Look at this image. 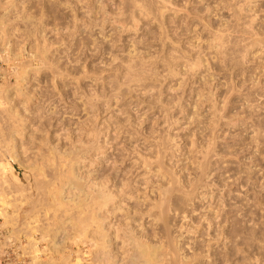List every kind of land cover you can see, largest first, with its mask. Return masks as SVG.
Masks as SVG:
<instances>
[{"label":"rangeland","instance_id":"374dc122","mask_svg":"<svg viewBox=\"0 0 264 264\" xmlns=\"http://www.w3.org/2000/svg\"><path fill=\"white\" fill-rule=\"evenodd\" d=\"M143 6L149 9L141 13L139 9ZM215 33L220 35L219 37L228 38L225 41L226 50L224 49L222 55L211 48L213 44L211 40L214 39ZM245 37L251 41L244 39L246 40L244 42L242 38ZM254 39L262 41L261 48H257L258 52L256 48L253 50L250 48L251 55L248 53L245 56V52L241 53L242 47L245 51ZM248 41L250 43L247 45ZM242 43L246 47L242 46ZM263 43L264 0H0V110L3 111L0 113V125L3 129L0 163L3 162V168L8 167V173L4 178L6 176L10 184L15 185V189L12 190L13 185L10 187L2 176L4 187L7 185L8 190L12 191L6 194L5 188L3 192V195L6 194L3 201L11 198L8 201L12 204L7 200V203H3L6 211L8 210L6 212L8 228H18V224L15 223V219H18L23 234L28 237L32 232L35 237L31 239L34 241L32 243H36L39 250L44 252L47 250L44 248L48 247L45 240H54L55 233L52 230L49 235H54L46 238L43 236V230L45 228L48 230L52 223L63 229L67 227L69 235L66 239V248L59 259L57 258V263L95 262V255L101 250L95 236L90 233L83 235L81 232H73L69 223L62 226V221L68 218H58L61 219L59 222L50 219L47 226L41 223L46 222L43 216L38 214L42 220L36 216L37 213L44 211L43 205L44 209L47 207L46 201L42 206L37 202L41 195L44 196L42 185L44 188L50 185L47 182L51 179V172L47 169L49 177H43L46 179L45 184H41L44 179L40 182L43 174H39L41 178L37 177L39 175H33L34 171L38 173L37 164L42 165L36 150L45 151L47 139L56 136L65 139L66 144V141L79 139L82 142L84 140L89 142L93 137L92 140L101 146L105 145L104 141L107 139L113 149L104 146L106 150L99 149L92 153L93 155H88L90 157L81 172L87 171L94 173L93 175L99 173V176L105 177L109 172L113 176L124 170V174L121 172L123 177L115 175L120 176L118 177L120 182L128 179L129 183L134 184L132 189V192H135L134 196L143 190L138 194L139 198L137 195L136 200L132 201L133 203L127 202V205L130 204L129 208L127 205L126 209L124 208L125 211L129 210L127 214L124 215V211L120 214L118 212L119 216L116 218L108 217L105 221L107 226L114 224L117 219L116 223L121 224L122 228L124 227L122 223L128 219L136 231H140L137 226L142 224L141 228L143 227L145 234H148L150 239L153 235L162 240L164 245L170 246L168 250H176L175 244L179 242L180 244L177 243L179 246L186 247H182L185 255L190 254L189 250H194L195 254L199 251V255L204 251L203 254L206 255L202 254L201 257L207 256L206 251L213 256L203 257L202 260L196 258L198 261L194 258L193 262V259L190 260L192 263H186L173 254L164 258L170 264H174L173 259L176 261L175 264H226L225 261H229V264H264ZM239 45L242 47L238 48ZM129 54L131 57L133 55L138 57L136 59L138 65L134 66L140 82L126 83L125 68L130 62ZM198 57L202 60L203 66L194 72L195 76H192L194 75L192 72L189 75L188 70L190 71L192 66L189 67L188 63L187 67L186 64L195 62L194 58ZM138 60L144 61V64ZM22 79L24 81H21ZM123 82L127 85L123 86ZM7 108H13V112L17 111L19 114L16 115L20 118L15 114L16 117L9 116L11 113L9 114ZM52 111H55V114ZM36 114H39V117ZM49 114L55 116L50 117ZM57 120H61L60 123ZM11 127L17 131L15 143H19L18 149L20 152H27L25 154L22 152V155H25L23 159L25 158V162L31 159L30 163L35 165V170L34 168L27 170L14 163L12 156L9 157L10 153L5 151V139ZM121 127L122 131L119 130ZM60 129H63V132ZM65 132L66 134H63ZM72 132L74 133L71 134ZM117 132H120L119 135ZM79 134L82 139L78 138ZM43 137L49 138L44 140ZM7 139V142L11 140L9 137ZM153 143H158L155 144L157 147ZM43 145L44 148L41 147ZM136 146L137 151L133 150ZM204 146H210V150L205 159H201L203 156L199 151ZM153 147L160 155L163 149L162 155L165 158L161 155L162 158L158 159V162L157 158H152L153 164H150L152 171L149 173L148 169L134 166L132 163L134 160H131L134 152L136 151L135 156L141 150L147 154L150 150L153 154L155 153ZM5 152L6 155H3ZM121 152H127L120 155V160L123 156L126 164L124 162V166L119 169L121 163L117 159ZM95 154L109 162V159L112 161L114 158L111 164L116 158L114 163H119L118 168L94 161L92 156L96 157ZM26 156L29 158L27 161ZM34 157H37V160ZM32 159L40 162L35 163ZM89 160L93 161L90 163ZM200 161L203 165L201 167ZM107 166L111 168L107 169ZM10 169L15 176L11 175V179ZM115 169L120 170H117L119 173ZM102 171H107L103 173L105 176L100 174ZM35 177L39 184L32 181ZM165 177L169 178L165 180ZM15 179L21 180L19 184L13 182ZM177 180L176 187L174 182ZM161 181L163 184L164 181L166 183L170 181L174 188L169 194L170 198L168 196L169 204L165 205L169 209L164 207L170 219L161 221L156 227L152 225L147 214L157 212V209L155 211L152 209L157 199L159 200L157 193L162 185ZM20 183H23V188L25 186V191L22 186L19 187L23 192L16 190V185L19 186ZM34 184L41 188V192L35 190ZM51 189L52 192L55 190ZM186 191H189V195L185 194ZM13 195L17 199L23 198L16 199L19 202L24 201L27 196H30V201L33 199L35 202L37 199L35 203L42 209L38 210V206L33 208V205L31 207L33 202L30 204V201H24L28 204L23 205L24 202H17ZM202 196L204 198H200ZM211 196L214 200L210 199ZM150 197L155 199L151 201L152 204ZM203 199H206V202ZM18 207L23 212L19 211ZM35 208L37 211L33 212ZM134 208H138L136 212ZM141 208L145 209L142 213ZM141 218H144L143 222ZM32 223L34 225H31ZM78 223L76 221L77 226L80 225ZM117 224L116 227L119 226ZM40 225H44L45 228ZM67 225H70V228ZM56 226L50 228L56 229ZM191 226L193 229H189ZM119 236L117 241H113L110 250L118 257H123L126 264H130L128 258L130 247L125 246L124 235ZM112 238L114 239L113 236ZM211 238L212 242L209 241ZM187 244H190V247ZM43 252L42 258L47 260V252ZM159 254L165 256L164 252ZM63 256L66 258L64 261ZM207 259H210V262Z\"/></svg>","mask_w":264,"mask_h":264},{"label":"bare ground","instance_id":"6f19581e","mask_svg":"<svg viewBox=\"0 0 264 264\" xmlns=\"http://www.w3.org/2000/svg\"><path fill=\"white\" fill-rule=\"evenodd\" d=\"M136 2V1H135ZM5 4H7V3H5ZM137 6V5H136ZM148 9H149V7H147V8H144V6H143V8L141 9H139V12H141V13H144V12H146V11H148ZM217 33H215L214 35L215 36H213L214 37V39H212L211 41H212V49H214L215 50V52L217 53V54H220V55H222V53H224L225 52V50H226V46H225V41H227L228 40V38H226L227 36H223L224 38H222V36L221 37H219L218 35H216ZM220 34V33H219ZM226 38V40H224ZM243 40L244 39H246V40H250L249 38H242ZM252 39H253V37H252ZM246 40H244V42L246 41ZM241 42H242V40H240ZM251 41V40H250ZM250 41H248L246 44L248 45L249 43H250ZM243 42V43H244ZM200 43V42H199ZM227 43V42H226ZM242 43V46H244V44ZM245 44V45H246ZM264 44V43H263ZM241 45H239L238 46V48H241L240 47ZM261 46H262V41L261 40H258V39H254V40H252V42L249 44V48L248 47H246V46H244V47H246L245 49V51H243L244 50V48L242 47V49L243 50H241V53H244L245 52V56H247L246 54H248L249 53V49L250 48H252V50L254 49V48H256V51L258 52V49L257 48H261ZM225 49V50H224ZM262 49H264L263 47H262ZM240 50V49H239ZM251 50V49H250ZM224 51V52H223ZM243 51V52H242ZM256 52V53H257ZM260 52V51H259ZM240 53V52H239ZM130 54H131V52H130ZM129 54V55H130ZM250 54V53H249ZM255 54V53H254ZM224 55V54H223ZM251 55V54H250ZM253 55V54H252ZM256 55V54H255ZM134 56V55H133ZM131 57V55H130V62H128L127 64H129V65H127L126 64V68H125V70L127 71V73H126V78H127V84H129V83H133V82H140L141 81V79L139 78V74H137V72H136V70H135V66L136 65H138V63H137V58L138 57ZM136 56H138L137 54H136ZM243 56V55H242ZM197 57V56H196ZM33 58V57H32ZM31 58V59H32ZM38 57H36V59H37ZM40 58V57H39ZM244 58H247V57H244ZM35 59V58H34ZM243 59V58H242ZM39 60V59H38ZM139 60H141V59H139ZM138 60V62H142V64H144V61H139ZM143 60V59H142ZM34 61V60H33ZM37 61V60H36ZM194 61L195 62H187V67H188V63H190L189 64V67L190 66H192V67H190V71L188 70V73H189V75H191V72L194 74V75H192V76H195V71H197V70H199L200 68L199 67H201V66H203V64H202V60L198 57V58H194ZM30 62H31V60H30ZM31 64H33V62H31ZM140 65H142L141 63H139ZM135 65V66H134ZM23 66V65H22ZM125 67V66H124ZM197 67H198V69H197ZM23 68V67H22ZM192 68V69H191ZM21 71H23V70H21ZM27 71V70H26ZM125 71V72H126ZM24 73H25V71H23ZM175 72H176V70H175ZM178 72V71H177ZM173 73H174V71H173ZM172 73V74H173ZM179 73H180V71H179ZM175 74V73H174ZM173 74V75H174ZM178 73H176V75H177ZM196 74H197V72H196ZM180 75H181V73H180ZM21 76H23V75H21ZM20 76V77H21ZM25 76V75H24ZM23 76V77H24ZM191 76V77H192ZM22 77V78H23ZM125 77V76H124ZM61 80V79H60ZM21 81H24L23 79L21 80ZM124 82H125V78H124ZM123 82V86H124V84H126V83H124ZM126 84V85H127ZM56 85V84H55ZM122 86V87H123ZM122 87H120V88H122ZM121 90V89H120ZM117 90H115V92H116ZM212 93V92H211ZM210 93V94H211ZM113 94H114V91H113ZM68 101V100H67ZM92 101V100H91ZM45 102H43V104H44ZM65 103H68V102H65ZM40 104V103H39ZM38 104V105H39ZM41 105V104H40ZM39 105V106H40ZM94 105V104H93ZM92 105V106H93ZM42 107L44 106V105H41ZM96 106V105H95ZM42 107H40V108H42ZM45 107V106H44ZM67 108V107H66ZM91 108H93V107H91ZM95 108V107H94ZM93 108V109H94ZM1 109V108H0ZM8 109V108H7ZM6 109V110H7ZM46 110L48 109V108H45ZM50 109V108H49ZM56 109V108H55ZM64 110H65V108H63ZM67 109H69V108H67ZM4 110V109H3ZM38 110H40V109H38ZM37 110V111H38ZM51 110V109H50ZM49 110V111H50ZM8 111H9V114L11 113V115H9V116H15L16 114H19L17 111L16 112H13L14 111V109L13 108H9L8 109ZM67 111V110H66ZM93 111V110H92ZM1 112H3V111H1L0 110V113ZM39 112V111H38ZM46 112V111H45ZM53 112V111H52ZM55 112V111H54ZM53 112V113H54ZM59 112V111H58ZM58 112H56V114L58 113ZM40 114H41V112H39ZM75 113V112H74ZM77 113V112H76ZM2 114V113H1ZM15 114V115H14ZM43 114V113H42ZM50 114H52V113H50ZM49 114V116L51 117V116H53V115H50ZM69 114H72V113H69ZM68 114V115H69ZM96 114V113H95ZM37 116L39 115V114H36ZM74 115V114H73ZM76 115V114H75ZM1 116V115H0ZM12 116V117H13ZM17 116V115H16ZM15 116V117H16ZM55 116V115H54ZM58 116V115H57ZM71 116V115H70ZM94 116V115H93ZM96 116V115H95ZM3 117V116H2ZM12 117L10 118V119H12ZM17 117H19V116H17ZM39 117V116H38ZM40 117L42 118L43 116H41L40 115ZM46 117V116H45ZM20 118V117H19ZM55 118V117H54ZM64 118V117H63ZM70 118V117H69ZM92 118V117H91ZM1 119V118H0ZM43 119H45V118H43ZM42 119V120H43ZM51 119V118H50ZM61 119V118H60ZM41 120V123L43 122ZM67 120V119H66ZM79 120H80V118H79ZM3 121V120H2ZM57 121H59V120H57ZM61 121V120H60ZM60 121H59V123H60ZM77 121V120H76ZM81 123V122H80ZM57 124V123H56ZM63 124H65V123H63ZM121 124V123H120ZM59 125V124H58ZM79 125V124H78ZM81 125V124H80ZM55 126V125H54ZM57 126V125H56ZM60 126H62L61 124H60ZM59 126V127H60ZM83 126H85V125H83ZM121 126H122V124H121ZM123 126H124V124H123ZM58 127V126H57ZM86 127V126H85ZM84 127V128H85ZM119 127H120V125H119ZM12 129L10 130L9 129V134H7L8 135V137L11 139V140H9V142H7V138L8 137H6V139H5V141H6V146H5V151L7 152V153H10L9 155V157H11L12 156V159H14V163L16 162L17 164H19V165H21V166H23L25 169H27V168H34V170H35V168L37 167V169H36V172H38V173H35V171H34V174H33V172H32V174L33 175H35V176H37V175H39V174H43V176H41L40 177V175L39 176H37V177H40V178H38V179H40V182H41V180H43L44 178H46V177H49V175L46 173V171H47V169L48 170H50V174H51V179H48L49 181L47 182V184H50L48 187H46V188H44L43 186L44 185H42V194H44V196L43 195H41V199L39 198V201L36 199V201L35 202H37L39 205L41 204V206H42V204H43V202H45L46 201V208L44 209V205L42 206L43 207V210L44 211H42V210H40V211H42V212H39V213H37V215L36 216H38V214H40V216H43L45 219V223H43V221L41 222L42 224H44V225H47L48 226V224L50 223L49 222V220L50 219H52V221L53 220H55V221H57L58 220V218H68V219H66V220H63L62 221V226H65V224H70L71 225V229L73 230V232L74 231H77V232H81V233H83V235L84 234H86V235H89V233H90V235L92 234L93 236H95V240H97V245L99 244V248L101 249V250H99V253H97L95 256V262L93 263V264H126L125 263V259L123 258V257H118L117 256V254H113V252L110 250V248L112 247V245H113V241L115 242V240L117 241L118 240V238H120V234H123L124 235V239L125 240H123L124 241V244L126 243V245L125 246H128V247H130V249L128 250V258H129V260H130V264H170V262L168 261L167 262V260H165L164 258L165 257H168V256H171V255H175L176 257H179V259H181L182 260V262L183 261H185L186 263H188V262H190V260L191 259H193L192 260V262L194 261V258H195V261L197 260L196 258H200V260H202L201 258H208V256H210V252L208 253L207 251H206V253H207V256H203V257H201L202 256V254H203V252L199 255L198 254V250H196V251H198L197 252V254H195L194 252V250H189V251H191L190 252V254L189 255H187V253H186V255L183 253V248L182 247H184V246H179L177 243H179V242H176V244H175V248H176V250H168L169 249V247L170 246H168V245H164V242L162 241V240H160L159 238L157 239L156 237H153V235H152V238L150 239V236H148V234H145V232H144V229H143V227L141 228V225L142 224H139L138 226H137V228H140L139 230L140 231H136L135 230V227H133V226H131L130 225V223H131V221L129 222L128 221V219H127V221L126 222H123L122 223V226H124V227H122L121 228V224L119 225V223L117 224L116 223V220H115V222H114V224H110L109 226H107L106 225V223H105V221H107V218L108 217H110V218H112V217H114V218H116V216H119V215H117V213L118 214H120V212H124L125 211V207H126V205H127V202L129 201V202H132V201H135L136 200V197H137V195L140 193V192H143V190L142 191H140L139 192V190L138 191H136V193L137 192H139L136 196H134L135 194V192H132V189H134L133 188V186H135L134 184L132 185L131 183H129L127 180H125V181H122L121 180V182H120V178H118V177H120L122 174H124V170L123 171H121L122 172V174H121V172L119 173L118 171H120V170H116L119 174H113V176H112V174L110 175L109 173V170H108V172L109 173H107V171H102L100 174L102 175L103 173H107L108 174V176H105L104 174V176L105 177H102V176H99L98 174L97 175H93L94 173H91V172H87V171H84V172H81V171H83V165H86V160L90 157V156H88V155H90V154H92V153H94V152H97V151H99V149H103L104 148V146H108L110 149L112 148L113 149V147H111L110 146V144L108 143V141H104V143H105V145L104 146H101V145H99V143H96V142H94L92 139H93V137H92V139L91 140H89V142H85V140H84V142H82V141H79V140H69V142L68 141H66V144H65V142H64V140L62 139V138H56V136H55V138L53 137V138H49V137H47V138H49V139H47V138H45V139H47V141L45 142L46 143V149H45V151H43L42 149V151H38V150H36L37 152H38V154L37 155H39V158H38V160H40L41 161V164L42 165H40V161H37L36 162V160H37V157L34 159L35 161H33V159H32V161L33 162H35V163H39V165L37 164V166L36 167H34L35 165H32L30 162V160L28 161L29 162V164H27L28 162H25V158L23 159V157L25 156V155H22V152H20V150L18 149L19 147L17 146V144H19V143H15V141H16V139H15V137L17 136V131L15 130V129H13V127H11ZM61 128V127H60ZM118 129V128H117ZM121 129H123L122 127L119 129V130H121ZM1 130L3 131V129H2V127H1V125H0V148H2L3 147V141H2V138H3V132H1ZM19 130V129H18ZM20 130H22V129H20ZM65 130V129H64ZM55 131V130H54ZM57 131V130H56ZM60 131L61 132H63V129H60ZM79 131H81V128L79 129ZM107 131H109V130H107ZM122 131V130H121ZM120 131V132H121ZM67 132H68V130H67ZM120 132H117L118 133V135H119V133ZM123 132H124V130H123ZM126 132V131H125ZM54 133V132H53ZM56 133V132H55ZM74 132H72L71 134H73ZM101 133V132H100ZM49 135H50V133H48ZM52 134V133H51ZM63 134H66V132L65 133H63ZM62 134V135H63ZM68 134V133H67ZM76 134V133H75ZM74 134V135H75ZM96 134V133H95ZM122 134H124V133H122ZM126 134V133H125ZM6 135V136H7ZM47 135V134H46ZM48 135V136H49ZM54 135V134H53ZM80 135V134H79ZM86 135V134H85ZM121 135V134H120ZM57 136H59V134L57 135ZM93 136H94V134H93ZM60 137V136H59ZM69 137V136H68ZM67 137V138H68ZM70 138V137H69ZM72 138V137H71ZM78 138H83V137H81V135H80V137H78ZM77 138V139H78ZM42 139H44V137L42 138ZM44 139V140H45ZM54 139H57L56 141H53ZM32 140V139H31ZM31 140H30V142H31ZM67 140V139H66ZM86 140H87V138H86ZM95 140V139H94ZM97 140V139H96ZM257 140V139H256ZM34 141V140H33ZM11 142H14L13 144H11L10 145V143ZM17 142V141H16ZM41 142V141H40ZM257 142H258V140H257ZM55 143V144H54ZM44 144V143H43ZM154 145L156 144V143H153ZM158 144V143H157ZM156 144V145H157ZM23 145H25V144H23ZM41 145V144H40ZM45 145V144H44ZM44 145L43 146H41V147H43L44 148ZM55 145V146H54ZM155 145V147H157ZM160 145V144H159ZM162 145V144H161ZM135 146V145H134ZM22 147H25V146H22ZM40 147V146H39ZM39 147H38V149H39ZM40 147V148H41ZM105 147V148H106ZM162 147V146H161ZM161 147H159V150H161ZM103 149V150H106V149ZM131 148H133V147H131ZM140 148V147H139ZM21 149H23V148H21ZM111 149V150H112ZM136 149H138V146H136V147H134L133 148V150H136ZM148 149H150V147L148 146ZM153 149H154V152H155V148L153 147ZM8 150V151H7ZM24 150H25V148H24ZM130 150V149H129ZM209 150H210V146H208V147H202L201 148V150L199 151V154L201 155V156H203L201 159H205V157L207 156V154L209 153ZM12 152V154H11V152ZM110 151V150H109ZM124 151V150H123ZM126 151V150H125ZM137 151V150H136ZM136 151L134 152V154L136 153ZM141 151H143V150H141ZM141 151H139V153L138 154H136V156L133 154V157L131 158V156H129L130 158H131V160H134L132 163H134L135 165L134 166H140V167H143V169L145 168V169H148V173L150 172V170H151V166H150V164L152 165L153 164V162H151V159L152 158H157V162H158V159H160L161 160V158L162 157H164V155H162L163 153H164V150L162 149V153H161V155H162V157H161V155H160V152L157 150L155 153H153V154H151L150 153V150H149V154H147L146 153V151H145V153H142ZM151 151H153L152 150V147H151ZM1 152V151H0ZM6 152H5V154H3V155H6ZM40 152V153H39ZM127 152H129L128 150H127ZM127 152H124V153H127ZM131 152H133V151H131ZM131 152H130V154H131ZM144 152V151H143ZM25 153H27V152H23V154H25ZM36 153V152H35ZM107 153V152H106ZM106 153H104V155L106 154ZM122 153V152H121ZM124 153H122V154H119V156L120 155H123ZM27 156H29L28 154H26ZM35 155V154H34ZM93 155V154H92ZM127 155V154H126ZM27 156H26V158H27ZM95 156L96 157H93L92 156V158H93V160L94 161H99L100 163H101V165H102V163H106L107 165L108 164H111V162L113 161V159H112V161H111V159H109L110 160V162L109 161H107V159L106 160H102L101 158L102 157H99L97 154H95ZM115 156V155H114ZM8 157V156H7ZM107 157H109V156H107ZM125 157H127V156H125ZM129 157H127V158H129ZM0 158H1V156H0ZM6 158V157H5ZM105 158V157H104ZM110 158V157H109ZM165 158V157H164ZM163 158V159H164ZM29 158H27L26 159V161L28 160ZM118 159L120 160L121 159V156L120 157H118ZM117 159V161L119 162V163H121V164H119V163H114L115 161H116V158H115V161L113 162V164H111V166L113 167H115V166H117V164H119V165H121V167H119V169L120 168H122V166H124V162H125V160L123 159V156H122V160H118ZM6 160V159H5ZM93 160H89L88 162H92ZM128 161V160H127ZM130 161V160H129ZM152 161H154V159L152 160ZM1 162H2V160H1ZM43 162V163H42ZM90 162V163H91ZM202 161H200V163H199V167H201V166H203L202 165V163H201ZM3 163V162H2ZM2 163H0V167H1V169L3 170V174L4 175H6L8 172V167L5 169V168H3L4 166L2 165ZM34 163V164H35ZM99 163V164H100ZM88 164V163H87ZM125 164H126V162H125ZM3 166V167H2ZM33 166V167H32ZM110 166V165H109ZM109 166H107L108 168L107 169H109V168H111V167H109ZM86 167V166H85ZM100 167V166H99ZM106 167V166H105ZM128 167V166H127ZM140 167H139V169H140ZM23 168V169H24ZM46 168V169H45ZM117 168H118V166H117ZM125 168V167H124ZM13 171H15V169L14 168H11ZM10 169V179L12 178L11 177V175L12 176H14V172L12 171ZM142 169V168H141ZM28 170V169H27ZM33 170V169H32ZM112 170H114V168H112ZM138 170V169H137ZM30 171H29V173H30ZM41 173H40V172ZM127 171V170H126ZM145 171V170H144ZM152 171V170H151ZM160 171V170H159ZM203 171V170H202ZM47 172H49V171H47ZM100 172V171H99ZM114 172V171H113ZM112 172V173H113ZM128 172V171H127ZM130 172V171H129ZM16 173V172H15ZM115 173V172H114ZM158 173H160V172H158ZM201 173V172H200ZM18 174V173H17ZM47 174V175H46ZM96 174V173H95ZM106 174V175H107ZM126 174V173H125ZM142 174V173H141ZM147 174V173H146ZM26 175V174H25ZM117 175H120V176H118V177H116ZM131 175V174H130ZM18 176V175H17ZM20 176V175H19ZM45 176V177H44ZM163 176H165V175H163ZM8 177V176H7ZM15 177V176H14ZM32 177H34V176H32ZM44 177V178H43ZM121 177H123V176H121ZM130 177V176H129ZM128 177V178H129ZM177 177V176H176ZM3 178H4V176H3ZM29 178V177H28ZM119 179V181H117L118 179ZM166 178L167 177H165V180H166ZM169 178V177H168ZM167 178V179H168ZM174 178V177H173ZM5 181L7 182L8 181V185L10 186V185H13V188L11 187V189L13 190V189H15L14 188V183H12V184H10L11 182H9V180H8V178L6 179V176H5ZM33 179V178H32ZM121 179H123V178H121ZM171 179H172V177H171ZM180 179V178H179ZM178 179V180H179ZM196 179V178H195ZM194 179V180H195ZM35 180V181H34ZM34 180H32L33 182H35V183H37V184H39L40 182H39V180L38 181H36L37 179H36V177H35V179ZM176 180V179H175ZM178 180L176 181V182H174L175 184V186L177 187V182H178ZM181 180V179H180ZM179 180V181H180ZM1 181H2V179H1ZM11 181V180H10ZM21 180H19L18 181V179H15V181H13V182H15V183H17L18 182V184H19V182H20ZM25 181H27V179H25ZM24 181V182H25ZM44 181V182H43ZM42 182H41V184L42 183H44L45 184V181H46V179H44ZM3 182V181H2ZM163 181H161V183H162ZM172 182H173V180H172ZM189 182V181H188ZM191 182V181H190ZM160 183V184H161ZM180 183H182L181 181H180ZM197 183V182H196ZM3 184H5V182H3ZM21 185H16V190H18L19 189V187L21 188V186L23 185V183H20ZM30 183L28 182V185H29ZM40 184V185H41ZM26 185H27V183H26ZM35 185V184H34ZM40 185H38V186H40ZM181 185V184H180ZM187 185H189V184H187ZM196 186L195 187H197V184H195ZM18 186V187H17ZM31 186V185H30ZM36 186V187H35ZM34 187H35V190H40L41 188H37V185H35ZM53 186V187H52ZM161 186V187H160ZM159 187H160V189L158 190V198H159V200L157 199V202H155L154 203V205H153V209H152V211H155L156 209H157V212L155 213H150V214H147L148 215V219H150V221H151V223H152V225H155L156 227L157 226H159L160 224H161V221H165L166 219H170V217L168 218V214H167V212L165 213V210H164V207H165V205H166V203H168L169 204V200L170 199H168V196H169V194L170 193H172V191H173V185L171 184V182L169 181V183H166V181H164V184L162 183V185H160ZM27 187V186H26ZM33 187V188H34ZM178 187H179V185H178ZM191 187H193V186H191ZM5 190H7V193L6 194H8V193H12V191H11V189H9L11 192H8L9 190H8V188H7V185L5 186ZM22 188H23V186H22ZM29 188V190L31 189L30 187H28ZM51 188H53V189H55V190H53V192H52V189ZM136 188V187H135ZM187 188V187H186ZM25 189V186H24V188H23V190ZM183 189V188H182ZM188 189V188H187ZM21 192H23V190H21V189H19ZM34 190V191H35ZM177 190V189H176ZM183 190H185V188L183 189ZM15 191V190H14ZM20 191H16V192H20ZM25 191V190H24ZM152 191V190H151ZM154 191H156V190H154ZM197 191V190H196ZM195 191V192H196ZM39 192H41V190L39 191ZM38 192V193H39ZM157 192V191H156ZM180 192H181V190H180ZM14 194H15V192H13ZM27 193V192H26ZM29 193V192H28ZM27 193V194H28ZM153 193V192H152ZM189 193V191L187 192H185V194H187V195H189L188 194ZM6 194H4L3 195V197L6 195ZM20 194V193H19ZM18 194V195H19ZM23 194H25V193H23ZM32 194V193H31ZM36 194V193H35ZM147 194V193H146ZM151 194V193H150ZM154 194H156L155 192H154ZM153 194V195H154ZM179 194V193H178ZM194 194H196V193H194ZM21 196H22V194H20ZM28 195H30V194H28ZM144 195H145V193H144ZM181 195H183V194H181ZM9 196V195H8ZM26 196V195H25ZM24 196V197H25ZM37 196V195H36ZM139 196L140 195H138V198H139ZM155 196V195H154ZM175 196H177V195H175ZM179 196H180V194H179ZM13 197H15V200L17 199L16 198V196H14L13 195ZM20 197V196H19ZM23 197V196H22ZM30 196H27V197H25V200L24 201H30V198H29ZM144 197H146L147 198V196H144ZM151 197H153L152 195H151ZM150 197V202L153 200V198H151ZM180 197H182V196H180ZM5 198V197H4ZM145 198V199H146ZM155 198V197H154ZM169 198H170V196H169ZM172 198V197H171ZM200 198H204L203 196L202 197H200ZM214 197H212L211 196V198L210 199H212V200H214L213 199ZM11 198H9L8 200H10ZM14 199V198H13ZM20 200H22L23 198H19ZM19 199H17V200H19ZM29 199V200H28ZM34 199H35V197H34ZM135 199V200H134ZM141 199V198H140ZM180 199V198H179ZM207 199V198H206ZM206 199H203L204 201L206 200ZM4 200V199H3ZM6 200H7V198H6ZM5 200V202L3 201V203H7V201ZM15 200H12V201H15ZM16 200V201H17ZM139 200V199H138ZM24 201H21L22 203L24 202ZM153 201H155V199L153 200ZM180 201V200H179ZM182 201V200H181ZM9 202V201H8ZM17 202H19V201H17ZM21 202H19V203H21ZM31 202H33V204H31ZM34 202V200L32 199V201H30L29 203L31 204V207H32V205H33V208H34V206L36 207V206H38L37 208H38V210H39V208L40 209H42V207L40 206L39 207V205H37V203H35ZM42 202V203H41ZM128 202V203H129ZM206 202V201H205ZM14 203V202H13ZM16 203V202H15ZM27 204H28V202H26ZM25 202H24V204L23 205H25L26 204ZM35 203V204H34ZM133 203V202H132ZM153 202H151V204H152ZM171 203V202H170ZM176 203V202H175ZM9 204H11V201L9 202ZM150 204V203H149ZM172 204V203H171ZM12 205V204H11ZM17 204H15V206H16ZM129 205L130 204H128L127 206V208H129ZM30 206V205H29ZM173 206V205H172ZM171 206V208H173ZM30 207V208H31ZM132 207V206H131ZM16 208V207H15ZM19 208V207H18ZM26 208V207H25ZM37 208H35V209H33L34 211L33 212H35V211H37L36 209ZM125 208V209H124ZM166 208V207H165ZM8 209V208H7ZM21 209H22V207H21ZM135 209V212H136V210L138 209H136V208H134ZM133 209V210H134ZM142 210H141V212L140 213H142V211H143V209L144 208H141ZM167 210L169 209V207L168 208H166ZM26 210V209H25ZM145 210V209H144ZM166 210V211H167ZM19 211H22V210H20V208H19ZM129 210H127V211H125L123 214L125 215V213L127 214V212H128ZM146 211H147V208H146ZM145 211V212H146ZM150 211H151V209H150ZM175 211H177V210H175ZM6 212H8V210L6 211ZM23 212V211H22ZM32 212V213H33ZM131 212H132V210H131ZM134 212V211H133ZM134 212V213H135ZM144 212V211H143ZM171 212H173L172 210H171ZM17 213H18V211H17ZM25 213V212H24ZM23 213V214H24ZM41 213H43V215L41 214ZM133 213V214H134ZM139 213V214H140ZM147 213V212H146ZM35 214V213H34ZM130 214V213H129ZM128 214V215H129ZM170 214V213H169ZM6 215H8V214H6ZM25 215H26V213H25ZM33 215V214H32ZM32 215L30 216V217H32ZM134 215H136V213L134 214ZM133 215V216H134ZM140 215H144V213L143 214H140ZM28 216V215H27ZM35 215H33V217H34ZM40 216H38V217H40ZM123 216V215H122ZM35 218H37V217H35ZM42 217H40L39 219H41ZM109 218V219H110ZM113 218V219H114ZM129 218V217H128ZM189 218V217H188ZM34 219V218H33ZM43 219V218H42ZM41 219V220H42ZM126 219V218H125ZM142 220V222L144 221V218H141ZM146 219V218H145ZM187 219V218H186ZM30 220H32V219H30ZM41 220H39V221H41ZM38 221V220H37ZM38 221V222H39ZM48 221V222H47ZM51 221V222H52ZM59 221H61V219L60 220H58V222ZM76 221H77V223H78V221H80L81 223H78V225L79 226H77V224H76ZM109 221V220H108ZM111 221V220H110ZM168 221V220H167ZM186 221V220H185ZM35 222V224L37 223L36 221H34ZM118 222V221H117ZM146 222H147V220H146ZM47 223V224H46ZM30 224V223H29ZM38 224V223H37ZM53 224V223H52ZM52 224H50V225H52ZM59 224V223H58ZM61 224V223H60ZM116 224L117 225H119L118 227L119 228H121V230L120 229H118V227H116ZM148 224H149V222H148ZM31 225H34L33 223L31 224ZM44 225L42 226V225H40V226H42V227H44ZM49 225V226H50ZM53 225H57V224H53ZM53 225L52 226H50V227H53ZM70 225H67L68 227L70 226ZM146 225V224H145ZM189 225V224H188ZM210 225V224H209ZM28 226V225H27ZM30 226V225H29ZM35 226H37V225H35ZM48 226V230H43V232L42 233H44V237H49V236H51V235H49V234H51V233H49V232H52V230H53V233H55V235L54 234H52V236L54 235V240H45V241H47V245H48V247H45L44 249H47L46 251H44V252H47V254H46V256H47V260H45V259H42V257H40V256H42L40 253L41 252H43V251H41V250H39V248H37V245H36V243H32V246H33V248H34V252H35V257H34V259L37 261V263L39 264H58L60 261H58V263H57V260L59 259V256L60 255H62V252H63V249L64 248H66L65 246H66V239H68V231H67V227L65 228V229H63L61 226H59V227H57L56 226V229H51L50 227ZM81 226V227H80ZM96 226V227H95ZM195 226V225H194ZM193 226V227H194ZM16 227V226H15ZM61 227V228H60ZM93 229H92V228ZM189 227V226H188ZM29 228V227H28ZM37 228V227H36ZM50 228V229H49ZM55 228V227H54ZM70 228V227H69ZM147 228V227H146ZM149 228V227H148ZM147 228V229H148ZM181 228H182V226H181ZM180 228V230H182ZM209 228V227H208ZM35 229V228H34ZM186 230H187V227L185 228ZM189 229H193L192 228V226L189 228ZM38 230V229H37ZM70 230V229H69ZM72 230H71V232H72ZM180 230H179V233H180ZM41 231H42V229H41ZM40 231V232H41ZM120 231H121V233H120ZM29 232H31V231H29ZM189 232V231H188ZM191 232V231H190ZM41 233V234H42ZM216 233V232H215ZM220 233V232H219ZM223 233V232H222ZM39 234V233H38ZM210 234V233H209ZM208 234V235H209ZM64 235V236H63ZM75 235H77V234H75ZM217 235V234H216ZM218 235H220V234H218ZM217 235V236H218ZM30 237H31V239H34L35 237L32 235V232H31V234L29 235ZM51 236V237H52ZM58 236H63L62 238H57ZM112 236L114 237V239L112 238ZM175 236V235H174ZM182 236V235H181ZM180 236V237H181ZM216 236V237H217ZM237 235H235V237H236ZM43 237V238H44ZM77 237V236H76ZM210 237H211V235H210ZM174 238V237H173ZM213 239H214V237H212ZM211 238V239H212ZM225 238V237H224ZM237 238V237H236ZM62 239V240H61ZM179 239V238H178ZM209 240L210 242H212L213 241V239L212 240ZM217 239H219L218 237H217ZM216 239V240H217ZM221 239V238H220ZM239 239V238H238ZM227 240V239H226ZM103 241V242H102ZM177 241V240H176ZM179 241V240H178ZM31 242H34V241H31ZM166 242V241H165ZM209 242V243H210ZM237 242V241H236ZM40 243V242H39ZM208 243V244H209ZM166 244V243H165ZM180 244V243H179ZM236 244H238V242L236 243ZM188 245V244H187ZM190 245V244H189ZM188 245V246H189ZM239 245V244H238ZM187 246V247H188ZM192 246V245H191ZM210 246V245H209ZM208 246V247H209ZM237 246V245H236ZM235 246V247H236ZM240 246V245H239ZM127 247V248H128ZM190 247V246H189ZM184 248H186V247H184ZM239 248H241V247H239ZM192 249V248H191ZM194 249V248H193ZM210 250V249H209ZM41 251V252H40ZM185 251V250H184ZM43 252V253H44ZM48 252H50V253H48ZM161 252H164V254H165V256L164 257H162L159 253H161ZM172 252H174V253H172ZM187 252V251H186ZM239 252V251H238ZM77 253V252H76ZM200 253V252H199ZM78 254V253H77ZM80 254V253H79ZM205 254V253H204ZM203 254V255H204ZM212 254V253H211ZM239 254V253H238ZM206 255V254H205ZM237 257H238V255L237 254H235ZM240 255V254H239ZM71 257V256H70ZM211 257H213V256H210L209 258H211ZM228 257V256H227ZM241 257V256H240ZM58 258V259H57ZM235 258V257H234ZM233 258V259H234ZM82 259V258H81ZM166 259H168V258H166ZM213 259V258H212ZM216 259H218V258H216ZM232 259V258H231ZM240 259V258H239ZM62 260L64 261V260H66V258L63 256L62 257ZM210 259H207V261H209ZM219 260V259H218ZM225 260V259H224ZM70 261V260H69ZM198 261V260H197ZM206 261V260H205ZM217 261V260H216ZM216 261H214V262H216ZM220 261H221V259H220ZM237 261V260H236ZM68 262V261H67ZM77 262H80L79 260H77ZM181 262V261H180ZM181 262V263H182ZM192 262H190V263H192ZM210 262V261H209ZM225 262H227L226 264H229V261H225ZM240 262V261H239ZM64 263V262H63ZM69 263V262H68ZM173 263L175 264L176 263V261L173 259ZM199 263H200V261H199ZM213 263V262H212ZM219 263V262H218ZM234 263V262H233ZM70 264H72V263H70ZM202 264V263H201ZM239 264V263H238Z\"/></svg>","mask_w":264,"mask_h":264},{"label":"built area","instance_id":"2783aa9c","mask_svg":"<svg viewBox=\"0 0 264 264\" xmlns=\"http://www.w3.org/2000/svg\"><path fill=\"white\" fill-rule=\"evenodd\" d=\"M2 176L4 174L0 167V264H38L34 259L32 240L29 236H25L19 228L20 221L15 219L18 228H8L6 209L3 205L5 187L1 182Z\"/></svg>","mask_w":264,"mask_h":264}]
</instances>
